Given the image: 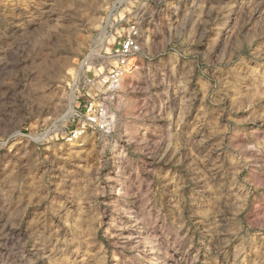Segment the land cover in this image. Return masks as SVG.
Masks as SVG:
<instances>
[{"label": "rangeland", "instance_id": "obj_1", "mask_svg": "<svg viewBox=\"0 0 264 264\" xmlns=\"http://www.w3.org/2000/svg\"><path fill=\"white\" fill-rule=\"evenodd\" d=\"M0 264H264V0H0Z\"/></svg>", "mask_w": 264, "mask_h": 264}, {"label": "built area", "instance_id": "obj_2", "mask_svg": "<svg viewBox=\"0 0 264 264\" xmlns=\"http://www.w3.org/2000/svg\"><path fill=\"white\" fill-rule=\"evenodd\" d=\"M136 32H135V26L133 24L130 33L127 36V39L120 51H118V63L119 65L115 67V70L113 71L114 74V80L113 84H117L121 74L122 69L127 66L129 56L131 53H135L137 49V41H136ZM88 111L90 110V107L88 108ZM91 116L89 117L88 122L92 125H95L97 128L104 129L106 126V111L103 106H99L98 109L95 112H90ZM80 134V131H74L73 136H77Z\"/></svg>", "mask_w": 264, "mask_h": 264}, {"label": "bare ground", "instance_id": "obj_3", "mask_svg": "<svg viewBox=\"0 0 264 264\" xmlns=\"http://www.w3.org/2000/svg\"><path fill=\"white\" fill-rule=\"evenodd\" d=\"M118 83H119V82H118ZM118 83H117V84H118Z\"/></svg>", "mask_w": 264, "mask_h": 264}]
</instances>
